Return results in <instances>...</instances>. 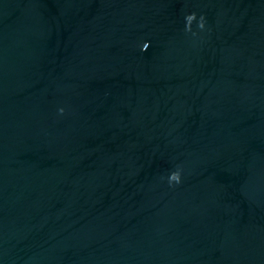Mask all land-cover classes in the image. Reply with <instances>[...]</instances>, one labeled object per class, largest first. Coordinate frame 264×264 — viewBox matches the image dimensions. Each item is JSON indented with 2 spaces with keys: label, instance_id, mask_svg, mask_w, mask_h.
<instances>
[{
  "label": "water",
  "instance_id": "water-1",
  "mask_svg": "<svg viewBox=\"0 0 264 264\" xmlns=\"http://www.w3.org/2000/svg\"><path fill=\"white\" fill-rule=\"evenodd\" d=\"M0 264H264V0H0Z\"/></svg>",
  "mask_w": 264,
  "mask_h": 264
},
{
  "label": "clouds",
  "instance_id": "clouds-1",
  "mask_svg": "<svg viewBox=\"0 0 264 264\" xmlns=\"http://www.w3.org/2000/svg\"><path fill=\"white\" fill-rule=\"evenodd\" d=\"M189 16H191L192 18H196V15H195V13H192V14H190V15H188L187 17H186V19L189 17ZM199 27L200 28H203L204 27V17L203 16H201V18H200V23H199ZM145 45H147V47H145ZM149 48V43H144L143 44V47H142V51H146L147 49ZM64 110L63 109H60V112L62 113ZM169 182L170 183H172V182H175V183H180L181 182V173H180V171H174V172H172L171 174H170V176H169Z\"/></svg>",
  "mask_w": 264,
  "mask_h": 264
}]
</instances>
